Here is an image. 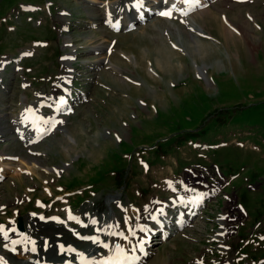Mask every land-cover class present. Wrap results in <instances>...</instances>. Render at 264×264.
I'll return each mask as SVG.
<instances>
[{
	"label": "rangeland",
	"instance_id": "1",
	"mask_svg": "<svg viewBox=\"0 0 264 264\" xmlns=\"http://www.w3.org/2000/svg\"><path fill=\"white\" fill-rule=\"evenodd\" d=\"M117 1L0 0V19L5 18L0 23V62H5L0 64V156H18L0 182V216L15 220L17 210L21 216L36 210L62 214L77 198L73 211L106 215L114 211L109 196L115 193L119 203L140 209L154 194L167 197L164 180H181L188 170L201 177L206 169L220 179L214 166L229 179L220 194L233 198L234 205L238 200L248 218L230 211V200L218 195L206 203L189 232L154 244L145 264H194L206 246L214 251L208 239L226 211L233 212L226 223L229 249L203 259L209 264H264V3L210 0L208 10L201 7L191 21L151 14L130 31L124 26L114 31L101 18L89 26L94 16L114 10ZM152 2L157 0L146 7ZM20 3L37 8L16 10ZM62 8L70 14L62 16L67 31H59ZM124 14L125 24L132 13ZM9 25L13 30L6 29ZM199 25L207 36L199 35ZM222 25L232 35L225 36ZM110 40L114 44L108 51ZM65 67L73 68L68 85L73 96L82 91L84 97L75 100L73 112L62 116L43 141L32 147L16 141L22 108L51 92ZM167 133L174 137L169 145L155 144ZM191 141L206 148L202 152ZM123 142L134 146L131 153L122 149ZM138 156L147 171L136 162ZM31 164L35 170L27 173ZM97 169L103 170V179L89 180ZM28 187L33 189L28 199L10 205L12 197H25Z\"/></svg>",
	"mask_w": 264,
	"mask_h": 264
},
{
	"label": "bare ground",
	"instance_id": "2",
	"mask_svg": "<svg viewBox=\"0 0 264 264\" xmlns=\"http://www.w3.org/2000/svg\"><path fill=\"white\" fill-rule=\"evenodd\" d=\"M86 1V0H85ZM89 1V0H87ZM97 1V0H96ZM136 0H134L135 2ZM146 1V0H145ZM143 1V2H145ZM151 1V0H150ZM128 2V0H118L117 3H116V6L117 7H114V10L115 11V14L112 18L109 19V17H106V16H103V14H101V16H94V18L92 19V21L90 22V25H94L96 24L97 22H95L96 20H100L101 18V21L104 20L106 21L107 23H109V25H112L113 23H117L118 27H123V26H126L125 24H123V21H122V16L124 14V10H123V5H125V3ZM132 2V1H131ZM133 2V3H134ZM176 4L179 5V7L182 9V13H186L188 14V20L191 21L193 19V16L196 15L197 11L203 6L204 2L202 0H198V3H195V4H188V5H181V0H177L175 1ZM133 3H130V4H133ZM89 5V4H88ZM122 5V6H121ZM132 6V5H131ZM165 7V6H164ZM132 8V7H131ZM163 8V7H162ZM66 10L65 8H62V10H60L59 12ZM161 8H159L158 10H160ZM59 10V9H58ZM97 11V9H96ZM57 12V20H62L63 17L62 15ZM149 12L147 13L146 11L145 12H142L141 16L139 17H132V23H136L138 22L139 20L143 19L142 17L148 15ZM125 15V14H124ZM126 17V16H125ZM187 21V23L189 22ZM61 22V21H60ZM98 24V23H97ZM186 24V23H184ZM193 24H196L195 22ZM222 24V23H221ZM63 24L60 23V26H62ZM191 22L188 24V26H191ZM223 28H224V31H225V36L227 33L231 34L232 32L229 30L226 29V27H224V25H222ZM198 30L200 31L201 29L200 28H203L201 25H199L198 27ZM103 30H100L101 32L105 31L106 29L102 28ZM242 29V28H241ZM232 30V29H231ZM106 32V31H105ZM243 32V31H242ZM110 33V32H108ZM107 35V34H106ZM232 35V34H231ZM228 36V35H227ZM225 38V37H224ZM50 44V43H49ZM6 61V60H5ZM67 68V67H66ZM63 74V73H62ZM59 80V79H58ZM54 84V90H55V98L54 99H60L61 97L65 96L67 93L64 92V90L67 92L69 89L68 87L66 86H61L59 84H57V82H53ZM64 92V93H63ZM46 97H50V98H53L52 94L51 93H47V95H45ZM37 105V104H35ZM37 108V107H35ZM34 109V108H33ZM1 127V126H0ZM3 129V128H2ZM1 129V130H2ZM27 129L29 131H27L24 135H22L21 139L24 140L27 143H32L34 141V137L32 136V130H33V126L31 124V122L29 121L27 123ZM6 135V134H4ZM3 136V134L0 133V139L1 137ZM3 138V137H2ZM10 155V154H9ZM6 163V164H5ZM5 164V165H4ZM10 163L9 162H5V159H0V166L2 167V171H1V175H5L6 173V170L8 171V169L6 168L7 165H9ZM36 164V163H34ZM19 165V164H18ZM5 169H4V168ZM9 168V167H8ZM28 172H31L33 173L34 172V165L31 164L30 166H28V169H26ZM199 171V170H198ZM204 171V170H203ZM9 173V172H8ZM197 173V172H196ZM200 174V173H199ZM198 174V175H199ZM183 175V174H182ZM188 175H191L190 173H184L183 177H188ZM197 175V174H196ZM15 177H18V174L16 175H13ZM162 176V175H161ZM160 178V177H159ZM201 178H202V175H201ZM203 179V178H202ZM1 182V180H0ZM155 187V186H154ZM192 190V187H186L185 189H181V190H178L177 193H172L170 195V197L168 199H161V201L164 202V205L163 207L165 209H169L173 204L176 205V212H177V224H179L180 222H184L187 217H188V214L187 212H184V208L186 207H190V209L193 208V205L189 204L188 202V197L190 195H193L192 193L190 192H185V191H190ZM32 191V188L31 187H28L26 188V191H25V197L21 198L19 195H17L16 197H12V200L10 202V205H12L15 201L17 200H25L28 198V195L31 193ZM200 191H206V192H210V191H213L212 188H209V189H205V188H197L196 189V192L195 194H198ZM50 192V191H49ZM145 195V194H144ZM202 195H205V193H203ZM210 196V194H208V197ZM183 197V198H182ZM136 198V197H135ZM139 198V197H138ZM182 198V199H181ZM144 199V198H143ZM22 202V201H21ZM143 202V201H142ZM1 203V202H0ZM145 203V202H144ZM1 205V204H0ZM143 205V204H142ZM89 206V205H88ZM162 206L161 203H157V198H153L150 200V202L145 205L143 207V209L140 211V213H143V215L139 214L138 213V217H137V223L132 225L130 227V229H132L133 231L136 230L137 227H139V231H140V228L142 227H146L148 226L149 227V231H154L153 232V235H155V227L153 226V224L150 223L149 221V218L152 214L154 213H157L158 212V208ZM228 206L230 207V211L232 210H235L233 209L234 208V205H233V200L230 199V202L228 201ZM4 207V206H3ZM1 209V208H0ZM229 209V208H228ZM180 214V215H179ZM9 218V217H8ZM167 218V216H166ZM17 219L19 221H23V225L25 227V232L21 234V238L23 235H25L28 240H33L36 242V247L38 249V255H35L33 257V259L35 258H40L41 260L43 261H47V262H54V261H60V257H64L66 254L64 253V251L62 250L61 252H57V246L55 244V241H60L61 240V235L65 236L66 235V230H67V226H65L64 224H57L55 222H52V221H47L46 223H41V222H38L36 220V217H31L29 214H26L24 216H21V215H18L17 216ZM197 219L198 218H190V224H189V227L187 228V230L185 232H189L190 228H192L193 226L195 227L196 226V222H197ZM232 219V218H231ZM66 221V220H65ZM1 222V221H0ZM219 223H220V228L217 230V236L221 239H224L225 242L227 241V236H225V233H226V230L225 229H228L227 227V221H226V215L225 213L221 214L220 216V219H219ZM4 223H1L0 225H2ZM229 225V224H228ZM116 229H112V231H114ZM129 229H125V234L128 232ZM117 231V230H116ZM121 231V230H120ZM232 231V230H231ZM95 234H98V235H101L104 237V229L102 227H99L97 229L96 232H94ZM141 233V232H140ZM172 232L170 231V234ZM141 237H143L142 233L140 234ZM181 236V235H179ZM185 237V236H183ZM229 237V236H228ZM108 241H110L113 245H118L119 242L116 240L112 241L111 240V236L109 237V239H107ZM65 244H67V242H65ZM29 246V242L27 243L26 245V248ZM46 247V248H44ZM89 249V248H88ZM87 250V249H86ZM3 253H0V255L2 256ZM134 254H137V255H141L138 251H135L134 250ZM97 258V257H96ZM194 259H199V257H194ZM192 261V260H191ZM9 263L10 264H32V263H28L25 261V258L24 256H21V257H16L14 258V260H9Z\"/></svg>",
	"mask_w": 264,
	"mask_h": 264
},
{
	"label": "snow or ice",
	"instance_id": "3",
	"mask_svg": "<svg viewBox=\"0 0 264 264\" xmlns=\"http://www.w3.org/2000/svg\"><path fill=\"white\" fill-rule=\"evenodd\" d=\"M167 2V0H165ZM184 4H195L198 3V0H181ZM175 5H173V8ZM186 14V13H185ZM161 16L171 15V9H167L165 11H161L159 13ZM25 55H30V53H25ZM62 102V101H61ZM128 257L126 255V251L122 250L118 245L115 247L113 252V259L106 262V264H126Z\"/></svg>",
	"mask_w": 264,
	"mask_h": 264
},
{
	"label": "water",
	"instance_id": "4",
	"mask_svg": "<svg viewBox=\"0 0 264 264\" xmlns=\"http://www.w3.org/2000/svg\"><path fill=\"white\" fill-rule=\"evenodd\" d=\"M21 225L20 223H18V226Z\"/></svg>",
	"mask_w": 264,
	"mask_h": 264
},
{
	"label": "trees",
	"instance_id": "5",
	"mask_svg": "<svg viewBox=\"0 0 264 264\" xmlns=\"http://www.w3.org/2000/svg\"><path fill=\"white\" fill-rule=\"evenodd\" d=\"M201 95H203V94H201Z\"/></svg>",
	"mask_w": 264,
	"mask_h": 264
}]
</instances>
